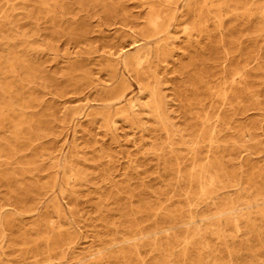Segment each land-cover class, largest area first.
Here are the masks:
<instances>
[{"label":"rangeland","instance_id":"obj_1","mask_svg":"<svg viewBox=\"0 0 264 264\" xmlns=\"http://www.w3.org/2000/svg\"><path fill=\"white\" fill-rule=\"evenodd\" d=\"M0 264H264V0H0Z\"/></svg>","mask_w":264,"mask_h":264}]
</instances>
